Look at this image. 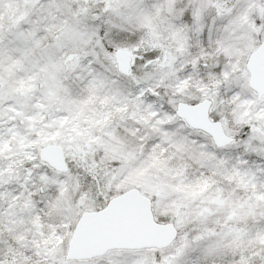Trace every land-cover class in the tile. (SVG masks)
I'll use <instances>...</instances> for the list:
<instances>
[{"label":"snow or ice","instance_id":"snow-or-ice-1","mask_svg":"<svg viewBox=\"0 0 264 264\" xmlns=\"http://www.w3.org/2000/svg\"><path fill=\"white\" fill-rule=\"evenodd\" d=\"M0 264H264V0H0Z\"/></svg>","mask_w":264,"mask_h":264}]
</instances>
